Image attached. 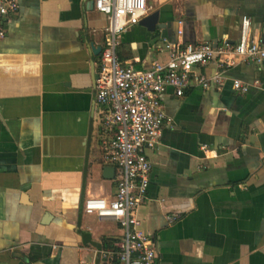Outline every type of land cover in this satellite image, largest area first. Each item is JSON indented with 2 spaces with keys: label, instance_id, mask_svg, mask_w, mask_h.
Wrapping results in <instances>:
<instances>
[{
  "label": "crops",
  "instance_id": "obj_1",
  "mask_svg": "<svg viewBox=\"0 0 264 264\" xmlns=\"http://www.w3.org/2000/svg\"><path fill=\"white\" fill-rule=\"evenodd\" d=\"M90 1L17 0L4 22L0 264H122L99 254L120 236L117 224L81 210L87 196L109 199L116 176L102 159L93 91L106 18ZM145 3L163 27L129 26L117 47L137 68L164 61V41L234 43L242 15L264 42V0ZM233 79L247 91L233 90ZM161 102L171 125L146 151L149 182L136 211L156 264H264V65L239 62L218 84L180 96L167 88Z\"/></svg>",
  "mask_w": 264,
  "mask_h": 264
},
{
  "label": "built area",
  "instance_id": "obj_2",
  "mask_svg": "<svg viewBox=\"0 0 264 264\" xmlns=\"http://www.w3.org/2000/svg\"><path fill=\"white\" fill-rule=\"evenodd\" d=\"M17 6V0H0V38L5 33L4 22ZM92 7L106 18L93 91L94 102L101 107L98 123L105 133L100 141L102 159L113 165L116 176L109 199L87 196L81 210L97 219L114 221L120 230V236L99 251L101 257H112L122 264H156L153 238L141 230L136 211L149 182L146 151L157 144L161 129L171 125L161 95L167 88L180 96L191 86L218 84L224 69L242 61L264 65V42L250 33V19L242 15L234 43L225 39L215 45L164 41L160 48L164 61L154 60L146 68H137L132 62L119 60L117 47L121 33L146 14L145 0H92ZM208 63H214L218 71L206 77L194 70ZM231 87L239 93L247 91V85L238 79L231 81ZM179 217L174 212L165 215V220L171 223Z\"/></svg>",
  "mask_w": 264,
  "mask_h": 264
},
{
  "label": "water",
  "instance_id": "obj_3",
  "mask_svg": "<svg viewBox=\"0 0 264 264\" xmlns=\"http://www.w3.org/2000/svg\"><path fill=\"white\" fill-rule=\"evenodd\" d=\"M90 5H92V1H90ZM137 25L143 27L146 31L150 33H153L156 28L163 27L162 23H158V10H153L151 12L146 13L143 17L138 20ZM105 171H110V168H105Z\"/></svg>",
  "mask_w": 264,
  "mask_h": 264
}]
</instances>
